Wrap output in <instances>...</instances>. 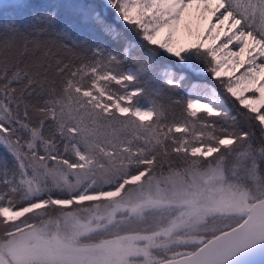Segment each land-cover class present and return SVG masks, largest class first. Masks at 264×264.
Returning a JSON list of instances; mask_svg holds the SVG:
<instances>
[{
  "label": "snow or ice",
  "instance_id": "1",
  "mask_svg": "<svg viewBox=\"0 0 264 264\" xmlns=\"http://www.w3.org/2000/svg\"><path fill=\"white\" fill-rule=\"evenodd\" d=\"M108 4L154 49L178 59L193 49L206 53L221 85L215 95L232 106L205 97L141 107L144 89L131 87L137 75L117 71L116 56L77 52L54 13L26 29L0 23V197L46 187L57 173L106 153L139 159L169 146L264 145V0ZM165 83L180 86L177 79Z\"/></svg>",
  "mask_w": 264,
  "mask_h": 264
},
{
  "label": "rangeland",
  "instance_id": "2",
  "mask_svg": "<svg viewBox=\"0 0 264 264\" xmlns=\"http://www.w3.org/2000/svg\"><path fill=\"white\" fill-rule=\"evenodd\" d=\"M183 39L191 40L186 34ZM179 60L194 73L211 72L185 58ZM115 67L123 74L131 73ZM199 90L198 95H186V101L206 97L225 104L215 95L216 88ZM146 96L138 97L139 106L161 104ZM237 146L233 141L216 147L182 145L175 149L189 155L187 165L147 175L145 168L134 172L129 168L148 160V153L139 159L132 155L126 159L122 152L106 153L57 173L46 187H31L24 196L36 197L27 203L14 205L0 197L4 223L0 263L157 264L190 252L191 243L198 242L196 247L264 208V184L248 158V148L243 146L228 159L226 153ZM97 230H101L97 238L86 237ZM174 242L178 250L165 259L152 248ZM202 247L193 253L199 254Z\"/></svg>",
  "mask_w": 264,
  "mask_h": 264
},
{
  "label": "trees",
  "instance_id": "3",
  "mask_svg": "<svg viewBox=\"0 0 264 264\" xmlns=\"http://www.w3.org/2000/svg\"><path fill=\"white\" fill-rule=\"evenodd\" d=\"M23 4L24 6L21 7L15 0H0V23L14 22L18 27L26 29L38 18L54 13L56 26L66 34L71 47L89 58H97L101 55L108 58L116 56L117 65L121 69H130L132 74L137 75L138 82L135 84L144 89L141 96L146 94V97L152 101L168 103L178 99L183 103L186 102V95L189 93L198 95V89L211 91L212 88H216L221 92V85L213 78L211 72L194 73L177 57L169 55L162 49H154L144 40L142 33L127 25L105 0H23ZM183 58L196 67L209 68L206 53L193 49L185 52ZM147 67H151L152 71L146 76L141 75L139 70ZM167 79L179 80V88L167 87L165 83ZM224 101L227 106H232L226 96ZM235 143L238 146L226 153L228 159L235 157V154L238 155L237 152L245 146L243 140ZM247 148L248 158L255 166V173L264 184V152L260 150L264 145ZM146 157L148 160L131 164L129 172L145 168L146 175L163 173L169 169H180L190 161L189 155L172 146ZM241 177L244 182L245 175L242 174ZM247 179L250 181L249 178ZM34 197L36 196L32 195L31 198L26 199L24 195L13 193L8 195L7 199L4 198V201L22 205L35 199ZM1 218L0 216V234L4 224ZM100 232L101 230L91 232L86 237L95 235L97 238ZM197 243H191L188 246L189 250L196 248ZM177 246L174 242L165 246L153 245L152 248L158 251L159 258L165 259L170 257L171 252L178 250Z\"/></svg>",
  "mask_w": 264,
  "mask_h": 264
},
{
  "label": "water",
  "instance_id": "4",
  "mask_svg": "<svg viewBox=\"0 0 264 264\" xmlns=\"http://www.w3.org/2000/svg\"><path fill=\"white\" fill-rule=\"evenodd\" d=\"M251 221L249 225H244V228L237 229L229 240L213 246L201 256L191 255L184 261H178V258L177 262L170 260L160 264H234V260L243 257L245 260L237 264H264V210ZM252 249L256 251L246 256Z\"/></svg>",
  "mask_w": 264,
  "mask_h": 264
},
{
  "label": "bare ground",
  "instance_id": "5",
  "mask_svg": "<svg viewBox=\"0 0 264 264\" xmlns=\"http://www.w3.org/2000/svg\"><path fill=\"white\" fill-rule=\"evenodd\" d=\"M145 44H146V42H145ZM146 46V45H145ZM251 222H254V221H251ZM251 222H249V223H245L244 225H249ZM241 228H244V227H241ZM237 232V228H234L233 230L231 229L230 231H227L226 232V235H224V237L223 238H219L218 240H215V241H212V242H210V243H205V244H207V245H205V244H203V249H202V251L199 253V254H196V253H191L192 254V256H201V255H203V254H205L206 252H208L209 250H210V248H212L213 246H215V245H217V244H219V243H221V242H223V241H226V240H229L235 233ZM229 238V239H228ZM254 252L256 251V250H254V249H252ZM195 252V251H194ZM251 255V254H250ZM191 256V255H190ZM190 256H186V257H190ZM246 256H249V255H246ZM186 257L185 258H183L182 260H185L186 259ZM245 260V257H243V258H241V259H238V260H236V261H234V263H241V262H243ZM175 262H177V260L175 261Z\"/></svg>",
  "mask_w": 264,
  "mask_h": 264
}]
</instances>
